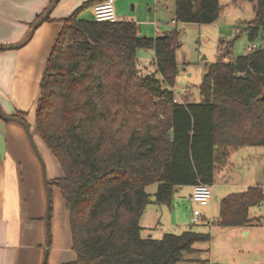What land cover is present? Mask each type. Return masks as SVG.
<instances>
[{
  "label": "trees",
  "instance_id": "16d2710c",
  "mask_svg": "<svg viewBox=\"0 0 264 264\" xmlns=\"http://www.w3.org/2000/svg\"><path fill=\"white\" fill-rule=\"evenodd\" d=\"M102 1L87 0L61 18L40 79L35 132L62 167L50 183L65 199L77 254L61 264H217L189 256L199 250L195 242L211 240L210 231L142 235L146 186L157 182V201L170 204L178 185H212L231 149L264 145V48L231 56L233 39H220L200 84L201 100L175 101L180 30L148 36L134 20L80 16ZM252 1L245 29L250 39L261 32L264 43V0ZM220 9L219 0H175L174 19L211 23ZM140 47L154 50L155 72L139 73ZM263 200L258 184L230 192L212 223L257 222L249 210Z\"/></svg>",
  "mask_w": 264,
  "mask_h": 264
},
{
  "label": "crops",
  "instance_id": "0c3cea01",
  "mask_svg": "<svg viewBox=\"0 0 264 264\" xmlns=\"http://www.w3.org/2000/svg\"><path fill=\"white\" fill-rule=\"evenodd\" d=\"M85 1L0 0V264H61L77 255L72 247L65 199L60 188L50 183L61 176L63 170L35 132V126L40 79L62 28L61 18L70 15ZM91 10L90 18H95L93 6ZM47 14L51 20L42 19ZM160 24L154 21L155 27ZM141 67L148 74L156 71V65L153 69ZM181 71L185 70L178 67V74ZM185 74L190 75V72L185 71ZM156 76L162 78L159 72ZM188 92L189 89L186 93L180 92L182 99L184 95L189 97ZM19 113H24L23 118L17 115ZM185 186L175 187L170 204L157 201L154 197L157 187L153 190L146 188L150 200L141 215L140 224L150 205L151 213H155V223L148 225L146 234L142 229L143 236L161 237L170 231V226L178 223L179 209L184 200L194 205L193 210L197 207L191 197L192 185L188 192H185ZM160 205L168 208L169 222L166 225L164 222L156 233L150 229L161 223L163 211ZM203 219L213 224V218H207L204 211ZM244 226L240 227L248 232ZM188 228L192 227L185 229ZM195 247L200 250V247ZM208 260L214 263L210 258Z\"/></svg>",
  "mask_w": 264,
  "mask_h": 264
},
{
  "label": "rangeland",
  "instance_id": "374dc122",
  "mask_svg": "<svg viewBox=\"0 0 264 264\" xmlns=\"http://www.w3.org/2000/svg\"><path fill=\"white\" fill-rule=\"evenodd\" d=\"M219 2L221 4L219 17L211 23L173 21L175 0H115L114 4L118 8H115L117 16L136 21L139 24V33L142 35L154 36L174 27L180 30L182 39L180 47L176 50V59L178 67L190 72V75L181 71L176 77L173 89L178 93L189 89L190 100L200 101L202 98L200 84L208 63L217 59V44L220 38L233 39L231 56L248 51L251 43L258 46L262 44L261 32L250 39L245 29L247 22L254 16V1L219 0ZM91 14V7H88L80 15L90 18ZM154 21L160 22V26L155 27ZM233 32H235L233 36H227ZM153 55L152 48H138L140 74L145 73L141 67L144 61ZM154 65L152 63L148 68L153 69ZM256 184L262 186L264 190V145H243L233 148L230 150L227 162L218 166L216 180L211 185L210 203L202 206L201 211H204L209 219L217 217L223 196ZM156 187L157 182L146 186L147 190ZM189 189L190 185L184 187L185 192ZM160 206L163 211L162 217L160 216L161 223L150 229L156 233L162 229L164 222L165 225L169 222L168 208L166 205ZM193 207V204L184 200L179 209L178 223L172 224L169 228L176 233L190 226L196 230L210 231L211 240L195 242L194 245L200 247V250L190 254V257L210 258L217 264H264V200L250 207V215H257L260 220L244 226L248 232L243 231L240 226L209 224L207 219L203 218L198 222H192ZM151 208L150 205L142 218L143 234L147 233L148 225L155 223L153 222L155 213H151Z\"/></svg>",
  "mask_w": 264,
  "mask_h": 264
},
{
  "label": "built area",
  "instance_id": "2783aa9c",
  "mask_svg": "<svg viewBox=\"0 0 264 264\" xmlns=\"http://www.w3.org/2000/svg\"><path fill=\"white\" fill-rule=\"evenodd\" d=\"M93 11L94 17L97 20L118 21L124 19L117 16L114 0H104L95 4L93 6ZM173 21H175V19ZM234 34L235 32H233L230 36H233ZM256 48H264V43H262L260 46L256 45L255 43H251L249 45V50H253ZM152 63L156 64L155 54L151 58L145 60L142 65L144 67H147ZM186 91L187 89H184V92ZM174 94L175 101H183L180 93L174 90ZM191 197L193 201L197 204V207H195L193 210L192 222H198L203 218V212L201 211V207L206 206L210 203L212 197L211 184H208L203 181L194 183L192 185Z\"/></svg>",
  "mask_w": 264,
  "mask_h": 264
},
{
  "label": "water",
  "instance_id": "95a60500",
  "mask_svg": "<svg viewBox=\"0 0 264 264\" xmlns=\"http://www.w3.org/2000/svg\"><path fill=\"white\" fill-rule=\"evenodd\" d=\"M262 97L264 98V92L262 94ZM168 135H169L170 139H173L174 138V130H173V128H170L169 129ZM154 197H156V196H154Z\"/></svg>",
  "mask_w": 264,
  "mask_h": 264
}]
</instances>
